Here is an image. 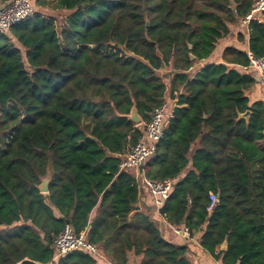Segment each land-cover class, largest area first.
I'll list each match as a JSON object with an SVG mask.
<instances>
[{
	"label": "trees",
	"instance_id": "obj_1",
	"mask_svg": "<svg viewBox=\"0 0 264 264\" xmlns=\"http://www.w3.org/2000/svg\"><path fill=\"white\" fill-rule=\"evenodd\" d=\"M255 1L36 0L68 15L57 25L35 11L0 35V264H97L82 251L54 260L65 225L112 264L128 253L191 264L140 204L143 177L175 183L158 214L203 230L215 261L264 264V96L245 95L257 81L243 50L203 63ZM248 50L264 59L263 25H248ZM166 92L176 106L154 155L136 174L119 172L143 137L131 109L146 123Z\"/></svg>",
	"mask_w": 264,
	"mask_h": 264
},
{
	"label": "built area",
	"instance_id": "obj_2",
	"mask_svg": "<svg viewBox=\"0 0 264 264\" xmlns=\"http://www.w3.org/2000/svg\"><path fill=\"white\" fill-rule=\"evenodd\" d=\"M35 12L33 5L29 0H11L0 7V35L7 36L11 28L25 19L32 16ZM256 22L264 26V0H256L251 6L247 15L239 20V25L248 32V25ZM246 56L249 66L244 68L250 72L257 81V85L264 93V59L256 58L247 49ZM166 106L155 107L149 114V120L143 125V137L138 140L126 153L125 157L119 163V172L129 173L142 169L152 158L156 146L164 134L165 126L173 119L172 111L168 113ZM143 190L153 201V207L158 211L169 198L173 182L170 180L150 181L142 178ZM210 205L208 211L218 202L217 196L210 194ZM173 234L189 238L190 231L187 228H178L170 226ZM54 250V260L65 256L74 251H82L95 259H101L100 249L89 243L83 232L75 234L71 226L65 225L52 241Z\"/></svg>",
	"mask_w": 264,
	"mask_h": 264
},
{
	"label": "crops",
	"instance_id": "obj_3",
	"mask_svg": "<svg viewBox=\"0 0 264 264\" xmlns=\"http://www.w3.org/2000/svg\"><path fill=\"white\" fill-rule=\"evenodd\" d=\"M11 0H8L10 2ZM33 6H35L37 9H48L51 12H55L54 10H51L47 7H42V6H37L36 5V0H29ZM52 1V0H50ZM8 2L4 3L7 4ZM2 4V5H4ZM0 5V7L2 6ZM40 13V12H39ZM46 16V15H44ZM46 17H52V16H46ZM229 34L225 38L219 40L216 44V48L212 55L206 60L205 63H219L221 54L223 50L228 47V46H234L236 48H239L246 52L248 49V32L245 28H242L239 23H236L234 25L229 26ZM235 31V32H233ZM242 35L243 37V42H238L237 37L239 35ZM203 63L201 65H203ZM235 68V67H234ZM164 71H161V74L167 73ZM250 73V72H249ZM245 95L249 98L250 101H256L259 99H262L264 96V93L261 91L260 87L258 85H255L253 88H251L249 91L245 93ZM165 108L169 112L173 110V108L176 106V100H170L169 98V92H166L165 95ZM165 128H168V123L165 126ZM197 147V145L194 146V149ZM129 173L136 174V171H131ZM48 181V179H47ZM144 191V190H143ZM47 195V193L45 194ZM140 204L142 205L143 208H146L149 210V215L155 223H157L162 231V234L164 238L176 245H181V246H186L187 247V252H186V258L191 264H220L218 261H215L213 257L208 255L206 252H204L200 245V237L203 233L198 232V233H193L189 238L183 237V236H177L172 233L171 228L169 227V224L158 214V211H156L153 207V201L147 195V193L144 192L143 197L140 200ZM97 210L94 209L92 213L90 214V221L93 220L96 216ZM101 251V248L98 247ZM220 250V249H218ZM102 253V251H101ZM102 258L98 260L97 264H112L111 260L102 253ZM141 258L140 257H135L132 253H128L127 255V264H138L140 262Z\"/></svg>",
	"mask_w": 264,
	"mask_h": 264
},
{
	"label": "water",
	"instance_id": "obj_4",
	"mask_svg": "<svg viewBox=\"0 0 264 264\" xmlns=\"http://www.w3.org/2000/svg\"><path fill=\"white\" fill-rule=\"evenodd\" d=\"M249 116V113H245L243 115H240V118H244L246 119L247 117ZM128 120H130L135 127H138L140 124H141V119L140 117L138 116V113L136 111L135 108H132L131 111H130V114L127 116ZM47 184H48V181L45 180L40 186H39V191L42 193V194H46L48 189H47ZM175 183L172 184V186H174ZM220 251H225L226 250V244L223 243L220 247H219Z\"/></svg>",
	"mask_w": 264,
	"mask_h": 264
},
{
	"label": "rangeland",
	"instance_id": "obj_5",
	"mask_svg": "<svg viewBox=\"0 0 264 264\" xmlns=\"http://www.w3.org/2000/svg\"><path fill=\"white\" fill-rule=\"evenodd\" d=\"M33 8L35 9V11L40 12L42 15H46V16H52L55 20L57 25L61 24V22H63L65 16L68 15V13L64 12V11H55V12H51L48 9H40V8H36L35 6H33ZM235 32V31H233ZM167 72V70L165 71ZM165 74V73H164ZM167 75V74H165Z\"/></svg>",
	"mask_w": 264,
	"mask_h": 264
}]
</instances>
